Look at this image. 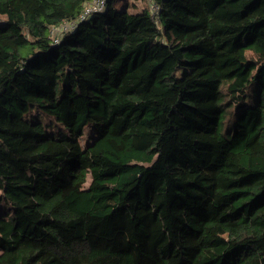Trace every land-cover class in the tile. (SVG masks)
I'll return each instance as SVG.
<instances>
[{
	"label": "trees",
	"instance_id": "obj_1",
	"mask_svg": "<svg viewBox=\"0 0 264 264\" xmlns=\"http://www.w3.org/2000/svg\"><path fill=\"white\" fill-rule=\"evenodd\" d=\"M90 1L0 0V264H264V0Z\"/></svg>",
	"mask_w": 264,
	"mask_h": 264
},
{
	"label": "rangeland",
	"instance_id": "obj_2",
	"mask_svg": "<svg viewBox=\"0 0 264 264\" xmlns=\"http://www.w3.org/2000/svg\"><path fill=\"white\" fill-rule=\"evenodd\" d=\"M128 1L131 3L134 2V0H118L116 5L118 8H121L122 5ZM136 2H137L138 8H141L142 6H146V5L150 4L148 0H138ZM133 4H135V3H133ZM131 10L132 11H140V9H136L133 7L131 8ZM3 23L4 22L2 20H0V24H3ZM226 57H227V59H230L233 61L236 69H239V70L244 69V66H243L242 62L239 61L237 54H227ZM26 115H28V117H31V118L33 117L35 119L40 120L51 131H54V132L67 131V129L65 127H63V125L58 120H56L54 116L45 113L42 109L34 107ZM92 127H93L92 125L86 126V128H85L86 133H85V136H83V142L84 143H86V141L89 139L87 137V134H88L89 129H91Z\"/></svg>",
	"mask_w": 264,
	"mask_h": 264
},
{
	"label": "built area",
	"instance_id": "obj_3",
	"mask_svg": "<svg viewBox=\"0 0 264 264\" xmlns=\"http://www.w3.org/2000/svg\"><path fill=\"white\" fill-rule=\"evenodd\" d=\"M159 5L155 2L152 4V10L154 12L159 10ZM106 9V0H91L81 14L77 18L63 20L59 25L54 26L51 29L52 39L55 43L60 41V38L70 31H74L78 26V23L86 20L94 13L104 12Z\"/></svg>",
	"mask_w": 264,
	"mask_h": 264
}]
</instances>
